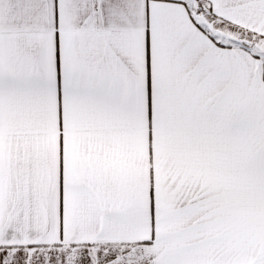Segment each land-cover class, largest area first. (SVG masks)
<instances>
[{"label": "snow or ice", "instance_id": "6c2138e0", "mask_svg": "<svg viewBox=\"0 0 264 264\" xmlns=\"http://www.w3.org/2000/svg\"><path fill=\"white\" fill-rule=\"evenodd\" d=\"M0 264H264V0H0Z\"/></svg>", "mask_w": 264, "mask_h": 264}]
</instances>
